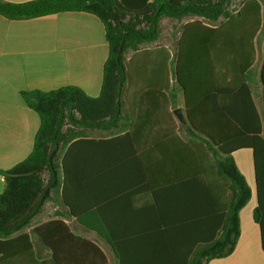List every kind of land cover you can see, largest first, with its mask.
<instances>
[{"label": "trees", "instance_id": "1", "mask_svg": "<svg viewBox=\"0 0 264 264\" xmlns=\"http://www.w3.org/2000/svg\"><path fill=\"white\" fill-rule=\"evenodd\" d=\"M232 2L0 0V16L10 21L67 12L94 15L104 26L109 46L97 97L75 86L21 92L26 105L38 114L40 127L31 154L12 169L0 170L5 181L0 193V264H60L70 241L91 245L102 255L93 243L70 230L61 212L55 213L60 218L32 232L25 230L48 202L69 207V194L77 190L82 177L122 176L133 170L140 175L162 174L166 169L143 167L141 158L131 166L115 159L121 152L115 150L116 145L135 143L134 133L147 128L170 131L150 137L147 143L154 148L168 138L184 147L182 175L218 179L214 184L199 182L215 187V198L205 199L217 211L211 221L204 217L197 232L193 230L191 252L181 264H209L234 252L241 232L240 211L252 198V189L233 156L244 149L253 155L260 203L253 217L263 235L264 48L258 70L255 64L264 6L260 0H243L233 10ZM185 17L197 18L180 27L173 51L165 45L145 46L159 39L164 18ZM180 95L186 125L172 114L180 107ZM89 130L103 131L108 138L89 139ZM83 143H95L100 155L93 159V147L80 151ZM109 243L121 260L117 246ZM46 255L52 262H47Z\"/></svg>", "mask_w": 264, "mask_h": 264}, {"label": "crops", "instance_id": "2", "mask_svg": "<svg viewBox=\"0 0 264 264\" xmlns=\"http://www.w3.org/2000/svg\"><path fill=\"white\" fill-rule=\"evenodd\" d=\"M261 34L262 31L256 41L255 70L260 67L264 48ZM166 46L173 51L172 44ZM108 54L104 26L94 15L67 12L24 21L0 16V170L12 169L31 154L40 127L38 114L26 105L21 92L75 86L88 96L97 97ZM179 100V108L183 109L181 95ZM255 101L261 114L259 97ZM167 122L171 121L167 119ZM88 132L92 140L108 138L103 131ZM169 133L166 128L142 129L134 133L135 143L114 147L121 151L115 158L118 161L125 160L131 166V162L141 158L143 167L166 169L162 174L140 175L133 170L132 174L122 176H85L79 179L77 190L70 192L69 207L48 202L54 205L47 213L49 218L32 228L60 218L55 213L61 212L64 223L75 235L89 240L103 253L83 242L70 241L73 245H68L66 256L58 261L60 264H181L185 261L193 246V230L197 232L204 217L211 221L217 211L205 199V196L215 198V187L211 184L205 187L199 182L210 180L214 184L218 179L182 175L179 168L184 166V147L171 143L170 138L155 148L147 143L150 137ZM92 147L96 159L101 149L97 151L95 143H83L78 149L87 152ZM233 156L250 184L252 198L240 211L241 232L234 252L209 264H264V231L262 235L253 217L260 203L252 151L240 150ZM4 187V177L0 174V193ZM73 211L77 216H73ZM109 240L121 252V260ZM45 259L52 262L50 255Z\"/></svg>", "mask_w": 264, "mask_h": 264}, {"label": "rangeland", "instance_id": "3", "mask_svg": "<svg viewBox=\"0 0 264 264\" xmlns=\"http://www.w3.org/2000/svg\"><path fill=\"white\" fill-rule=\"evenodd\" d=\"M242 1L243 0H233L232 5H231V9H233V10L238 9ZM260 1L262 2L263 6H264V0H260ZM196 18L197 17H185L182 20H177V19H173V18H164L162 20V27H161L162 32H161L159 39L155 42L148 43L145 46L146 47H154V46H159V45H165L166 46V45L173 44L175 37L177 38L179 35L180 27L183 24H185L187 21H190V20L196 19ZM262 36H264V24H263L262 34L260 35V38H262ZM261 110H262V108H261ZM263 125H264V122H263ZM249 186H250V184H249ZM52 207H54V205L52 203H49L48 205H46L44 212L36 219V221L33 223L32 226L34 227L38 222H42V221L47 220L49 218L47 213H49V211H50V209H52ZM32 226L30 228L26 229L25 231L32 232V229H33Z\"/></svg>", "mask_w": 264, "mask_h": 264}, {"label": "water", "instance_id": "4", "mask_svg": "<svg viewBox=\"0 0 264 264\" xmlns=\"http://www.w3.org/2000/svg\"><path fill=\"white\" fill-rule=\"evenodd\" d=\"M174 114L180 123H182L184 125H186L188 123L186 113H185V109L178 108L174 111Z\"/></svg>", "mask_w": 264, "mask_h": 264}]
</instances>
